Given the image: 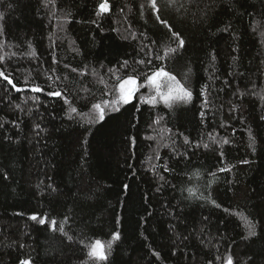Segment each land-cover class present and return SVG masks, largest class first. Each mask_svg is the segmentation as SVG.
Instances as JSON below:
<instances>
[{
  "label": "trees",
  "instance_id": "trees-1",
  "mask_svg": "<svg viewBox=\"0 0 264 264\" xmlns=\"http://www.w3.org/2000/svg\"><path fill=\"white\" fill-rule=\"evenodd\" d=\"M103 2L0 0V264H264V0ZM157 66L191 101L146 102Z\"/></svg>",
  "mask_w": 264,
  "mask_h": 264
},
{
  "label": "snow or ice",
  "instance_id": "snow-or-ice-1",
  "mask_svg": "<svg viewBox=\"0 0 264 264\" xmlns=\"http://www.w3.org/2000/svg\"><path fill=\"white\" fill-rule=\"evenodd\" d=\"M49 2H53V0H49ZM149 5L153 11H155L156 13H159L160 9L158 8L157 0H149ZM99 8H100V11L102 12L108 11L109 6L107 3V0H104V2L99 5ZM2 18H3V14L0 13V19ZM156 19L160 21V23L168 27L170 31H172L171 25H169L167 21L161 20L159 14H157ZM172 35L176 37L178 41V45H177V48L169 47L167 49L169 54H173L177 52V49L179 47L184 46V40L180 38V34L178 32L172 31ZM156 59H162V57L157 56ZM0 60H3V57H0ZM138 63L151 65L153 61L151 59L147 61L140 60L138 61ZM127 64L128 62L124 61V64L122 65V67L126 66ZM72 71H77V70L73 69ZM143 75L145 79V86L150 87L154 92V95H150L148 97V100L146 101L147 103H151L154 105L156 103L162 102L166 106L171 107L174 103L178 101H182L184 103L191 101L192 92L187 87H185L184 84H182L179 80H177L175 75L165 70L162 66H157L154 70L150 69L149 72H146ZM0 77H3L5 80H7L8 83L11 84L12 87L15 88L17 91H21V89L17 88L16 85L13 83V81L9 79V77L4 75L3 72H0ZM116 80L118 81V83L114 86V92L117 93V95H115V98L112 100L103 101L102 103H94L92 105V108L97 111V118L99 121H103L105 119V115H106L105 109L107 107L116 106L121 103L128 104L131 101V99L134 97L135 93L139 91V84H138L139 76L129 75L126 78H121L117 76ZM31 91L40 92L43 90L39 88L38 86H34L31 88ZM48 95L63 97L66 103H70L67 100V97L63 96V93L59 91L49 92ZM116 110H119V109L117 108ZM74 113H77V108L70 105L69 106V118L70 119L72 118V114ZM156 123H159V121H156ZM36 127L39 128V125H36ZM185 143H188L187 138H185ZM223 143H228V141L224 140ZM205 147H208V145H205ZM220 170L230 171V169H226V168H222ZM125 187H127V185H125ZM188 191L190 194L194 195V192L192 189H189ZM217 207H219V205H217ZM31 218L33 220L37 219L36 216H32ZM40 223L41 224L45 223V220L41 219ZM56 226H57V222L55 220L51 221V229L53 231L56 230ZM247 226L250 229L249 236L256 235L254 226L251 224H248ZM59 231L66 235V233L64 232V227L62 225L59 227ZM67 238L69 240L72 239V237L70 236H68ZM119 238H120L119 233H113V236H112L113 240H118ZM111 246H112V241H109L107 244V248L110 249ZM87 247L89 249L87 255L90 259L94 261H107L108 257L105 251V245L102 241L97 239L91 244L87 245ZM20 264H31V261L29 259H25V260L20 261ZM226 264H233V260L231 256L227 257Z\"/></svg>",
  "mask_w": 264,
  "mask_h": 264
},
{
  "label": "rangeland",
  "instance_id": "rangeland-1",
  "mask_svg": "<svg viewBox=\"0 0 264 264\" xmlns=\"http://www.w3.org/2000/svg\"><path fill=\"white\" fill-rule=\"evenodd\" d=\"M137 96V92L135 93L134 97L131 99V101H133Z\"/></svg>",
  "mask_w": 264,
  "mask_h": 264
}]
</instances>
